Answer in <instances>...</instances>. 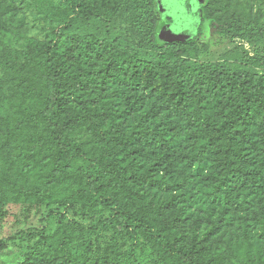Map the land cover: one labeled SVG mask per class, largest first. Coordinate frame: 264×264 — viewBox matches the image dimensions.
Returning a JSON list of instances; mask_svg holds the SVG:
<instances>
[{
    "label": "trees",
    "instance_id": "16d2710c",
    "mask_svg": "<svg viewBox=\"0 0 264 264\" xmlns=\"http://www.w3.org/2000/svg\"><path fill=\"white\" fill-rule=\"evenodd\" d=\"M35 1L55 22L45 37L0 10V232L10 204L55 217L21 264H264V242L249 240L246 262L216 255L175 212L204 180L211 203L258 195L264 225V0H205L197 36L166 43L157 0ZM236 38L253 52L205 58ZM159 173L177 183L167 200L149 193Z\"/></svg>",
    "mask_w": 264,
    "mask_h": 264
},
{
    "label": "rangeland",
    "instance_id": "374dc122",
    "mask_svg": "<svg viewBox=\"0 0 264 264\" xmlns=\"http://www.w3.org/2000/svg\"><path fill=\"white\" fill-rule=\"evenodd\" d=\"M35 2V0H0V10L3 12L4 18L10 20L12 29L16 33L45 37L46 32L54 27L55 22L45 16L44 11L38 8ZM176 2L178 7H176ZM204 3L205 0H157L161 20L158 26V41L160 43L192 41L193 37L178 27L175 19H180L187 27L194 25L197 27L203 15L202 6ZM219 29L218 23L211 22L207 28L206 37L214 39ZM236 46L241 50L248 49L253 52V46L240 38H236L232 42L222 43L215 39L205 58L209 61H218L227 50ZM64 60L70 62V56H66ZM114 85L119 86L121 82L116 81ZM140 92L145 98L144 107H147L148 102L154 99L153 94L150 90H142V88ZM120 119L122 118L120 117ZM181 145L185 147L186 143L182 142ZM191 172L197 173L196 166ZM155 176L164 178V184L161 187H150V196L167 200L176 193L177 190L169 189V183L177 184L171 175L159 173ZM202 189L211 192L214 188L208 186L203 180L194 189L193 201L178 202L175 212L180 226L179 233L188 237L198 236L206 241L207 246L216 255H223L230 259L239 258L246 262L249 240L251 242L256 240L264 242V225L256 222V218L262 217L258 205V195L236 188L234 190L235 202H228L226 193L223 192L215 203H211L205 198ZM224 206L228 207V212L225 214L222 213ZM8 209L10 214L0 232V238H5L6 245L0 247V264H21L30 233L42 229L45 225L53 228L54 224L52 223H54L55 217L46 212L43 215L33 216L31 219L25 220L18 217L20 212L18 205L10 204ZM208 217L211 218L212 222L208 221ZM21 236L24 238H20Z\"/></svg>",
    "mask_w": 264,
    "mask_h": 264
},
{
    "label": "water",
    "instance_id": "95a60500",
    "mask_svg": "<svg viewBox=\"0 0 264 264\" xmlns=\"http://www.w3.org/2000/svg\"><path fill=\"white\" fill-rule=\"evenodd\" d=\"M176 7H178L177 2H176ZM175 22L177 24L178 27H180L181 29H183L186 33H188L190 36H192L193 38H195L198 34V29H199V24H197V27H195V25L193 27H187L183 21H181L180 19L177 20L175 19Z\"/></svg>",
    "mask_w": 264,
    "mask_h": 264
}]
</instances>
